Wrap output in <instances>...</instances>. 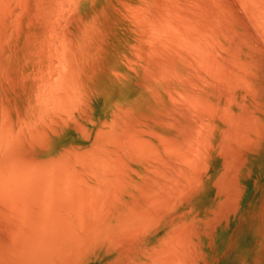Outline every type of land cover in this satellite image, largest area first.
<instances>
[{"label":"bare ground","instance_id":"1","mask_svg":"<svg viewBox=\"0 0 264 264\" xmlns=\"http://www.w3.org/2000/svg\"><path fill=\"white\" fill-rule=\"evenodd\" d=\"M104 3L0 0V264H193L169 217L263 139L264 0Z\"/></svg>","mask_w":264,"mask_h":264},{"label":"rangeland","instance_id":"2","mask_svg":"<svg viewBox=\"0 0 264 264\" xmlns=\"http://www.w3.org/2000/svg\"><path fill=\"white\" fill-rule=\"evenodd\" d=\"M94 1H95V4H97L98 6H100V5L103 6V5H105L104 2L106 0H104V1L103 0H94ZM245 25L246 24H244V26H243V23H242V24H240V27L241 28H242V26L246 27L245 29L247 30V26H245ZM245 29H243V31ZM256 55H257L256 57L260 58V59L256 58V61L258 60L259 61L258 63L261 62V65L264 66V59L262 60V58H264L263 53L261 54V56H259L260 53H258ZM0 65L3 66V64H0ZM261 73L264 76L263 67H262ZM261 85L264 89V80L261 82ZM1 89H2V87L0 88V90ZM262 114H264V113H262ZM262 114L260 116L262 117V121L264 124V115H262ZM261 137H260V139H261ZM263 139H264V136H263ZM263 139H261L260 142H258L255 145L256 147L253 145H252L253 146L252 147L250 145L249 147L243 148V146H237L235 148V146H234L233 147L234 149L230 150V152L232 154L229 152L227 155L228 158L226 157V159H225L226 162H227V159L229 160L228 163H226L224 161L225 164L222 162V164L218 165V163H217V165L215 166V174L213 177L210 178L212 180L209 179L210 181L208 183H206V184L204 183L202 188L200 190H198L193 195L192 198H190V201H188L187 204H185L184 206L179 208L177 211H175L176 212L175 214L172 213L173 216L171 215V217H169L170 216L169 215L163 219V222L166 225V228H167L168 224L171 225V223L173 226L175 225V226L179 227V224L181 222L178 223V225H176L177 223L175 222V220L177 222L185 221V224L191 222V224L194 225L195 223H197L194 226L193 225L191 226V227H194V230L197 231L195 234L191 232V231L194 232L193 228L190 227L191 228L190 232L188 230L189 226L191 224H186L187 226L189 225L187 227V230H188L187 233L189 232V233L193 234V236H191L189 238L187 237V240L189 239L188 242H192L193 244H194L193 241L199 242V244H198V242L196 243L199 246L194 245V248L196 250L195 252L198 253V254L196 253V255H199V256H197L199 259L196 257V255H194V258L196 257L197 260H196V258L195 259L193 258V264H195L194 261H196L198 264H204L203 263L204 258H205L206 264H264V196L262 197V195H264V188H263L264 187V140ZM258 144H259V146H258ZM251 147H252L253 152H251ZM237 148H239L238 150L241 149L240 152L238 150H236ZM245 148H250L249 149L250 151H246ZM243 149H245V151H243ZM235 151H238L240 153V155L238 154V156H236L237 152H235ZM234 153H235V155H233ZM241 155H242V157H243V155L245 157L242 158ZM232 157H233V160L235 162L231 161ZM232 162L235 163L234 166H233V164L231 165ZM239 162L241 164H239ZM237 164L239 165V168L236 169L235 167H238ZM224 165H227L226 168ZM229 165H230V167H229ZM231 166H233V167L231 168ZM222 169H224L225 173L222 171ZM246 171L248 172V174ZM219 172L221 173V175L219 174ZM234 175H235V177L237 175V177L234 178ZM220 176H224L225 178L227 176H229V178L232 176V178L235 180L229 181L230 179L228 178L229 180H227V178H226L227 181H225V182L226 183H228V182L233 183L236 181L237 186L239 187L237 190H239V192L236 190V188H235L236 184H234V183L233 184H231V183L226 184L228 186L226 189L222 187L224 190H226V192H221V190H222L221 189V183H223L224 180H223V177H220ZM215 177L217 178V180ZM220 178L223 181H221ZM213 180L215 183H217L216 181L219 180L220 183L215 184L213 182ZM211 182H213L214 184L212 185ZM224 184L225 183H223V186H224ZM224 187H226V186H224ZM217 188H218V190H217ZM233 188H234V193L235 192L237 193L235 195L237 201L234 199L235 198V197H233L234 195L231 197V195L234 194L232 192ZM216 190L218 192L220 190L221 194L217 195L218 192L215 194ZM224 190H222V191H224ZM224 193H226V195H224ZM238 193H239V195H238ZM214 194H215V196H213ZM228 195L230 198L228 197ZM237 195L239 197H237ZM224 196L228 197L227 200L224 198ZM222 197H223V201H221L222 203L223 202L225 203V201H226V203H227V201L230 202L233 198L234 201L233 200L232 201L237 202L236 210H234L236 204L235 203L232 204L233 202L231 201V204L227 203V205L231 206L230 208L226 205L228 212L225 211L226 213H224L221 211H217V208H219L220 205H218L216 202L218 200L219 201L222 200ZM219 201H218V203H219ZM261 204H263L262 207H261ZM221 206H222V204H221ZM232 206H234V208ZM212 208H213V210H211ZM222 208H224V210H225L224 206ZM222 208L220 210H223ZM185 209L189 210V211H186V212L183 211ZM209 209L212 211V213ZM231 209L234 210L235 212L234 211L231 212L230 211ZM214 210L217 212H214L215 215L211 216V214H213ZM220 212H221V214H220ZM216 213H218V215H216ZM191 215L194 218L195 217H197V218L199 217V218L194 220V218L193 219L191 218ZM215 216H216V218H215ZM168 217L169 218L173 217L171 219V223L170 222L168 223V221H169ZM207 217H209V219L210 218H212V219L209 221V219ZM203 218H204V220L207 219L208 223L207 222L206 223L208 225H209V223H212L211 227H210V225L208 226L207 224L203 225L205 223H202L203 220H200ZM191 219H192L193 223H192ZM213 219L215 222L213 221ZM211 221H213L214 223ZM224 223H225V226H224ZM185 224L182 225V223H181L182 227L181 226L179 227L180 231H183V229H180V228H184L186 230ZM213 224H216V225H213ZM202 226L204 227V229H206V231L208 233H206V231L202 228ZM206 226L209 229L210 228L211 229L215 228V229L209 230ZM200 230H201V232H200ZM203 230L205 231V233H203ZM209 232L211 234H209ZM183 235H185V237H186V233L183 232ZM196 236H199V237L196 238ZM208 237L211 239H208ZM209 240L212 241V243H210ZM207 243H209L208 245H210V246H208ZM197 247H198V249H197ZM197 250L200 251L201 253L198 252ZM138 251H139V249H137L135 251V253H138ZM195 252H194V254H195ZM118 254L119 253L116 254L115 252H111V254H110L109 249H106V248L102 249L99 252V255L96 256L95 259L92 262H90L89 264H110V261H111V263L113 262L112 264H118L119 262L126 264L125 263L126 261L124 260L123 256H127L128 254L125 255L124 252H122L121 254H123V255L119 254L120 256L117 259V261H114ZM200 254H201V256H200ZM131 255H133V256L131 257ZM129 256L131 257L129 259V261H128V256L125 257V259L127 260V264H133V262L132 261L130 262V260L131 259L133 260L134 253L131 251ZM200 257H203V258H200ZM121 259H122V261H121Z\"/></svg>","mask_w":264,"mask_h":264}]
</instances>
